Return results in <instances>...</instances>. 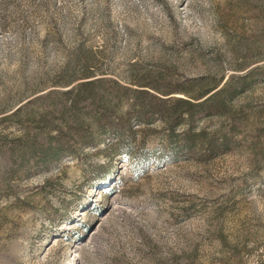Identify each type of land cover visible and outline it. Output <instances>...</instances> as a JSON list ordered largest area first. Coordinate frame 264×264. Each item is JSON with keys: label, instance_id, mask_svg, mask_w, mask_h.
<instances>
[{"label": "rangeland", "instance_id": "374dc122", "mask_svg": "<svg viewBox=\"0 0 264 264\" xmlns=\"http://www.w3.org/2000/svg\"><path fill=\"white\" fill-rule=\"evenodd\" d=\"M0 264H264V0H0Z\"/></svg>", "mask_w": 264, "mask_h": 264}, {"label": "trees", "instance_id": "16d2710c", "mask_svg": "<svg viewBox=\"0 0 264 264\" xmlns=\"http://www.w3.org/2000/svg\"><path fill=\"white\" fill-rule=\"evenodd\" d=\"M222 103V101H220ZM176 103L178 104H183L184 106H188L189 105V101L185 100V99H177ZM223 105V104H221ZM224 106V105H223Z\"/></svg>", "mask_w": 264, "mask_h": 264}]
</instances>
